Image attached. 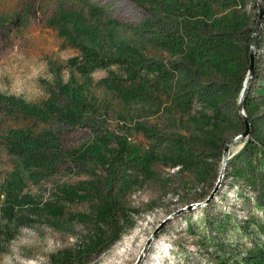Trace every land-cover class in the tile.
<instances>
[{
  "label": "rangeland",
  "instance_id": "374dc122",
  "mask_svg": "<svg viewBox=\"0 0 264 264\" xmlns=\"http://www.w3.org/2000/svg\"><path fill=\"white\" fill-rule=\"evenodd\" d=\"M258 3V75L242 72L238 88L210 60L218 45L202 46L186 20L214 39L218 19L238 20L244 48ZM243 97L249 134L221 176L226 142L245 130L231 111ZM251 133L264 147V0H0V264L64 252H75L68 264L248 263L247 248L264 244L252 227L264 217V159L237 178L232 158ZM109 198L112 226L94 216ZM224 215L251 229L221 241Z\"/></svg>",
  "mask_w": 264,
  "mask_h": 264
},
{
  "label": "trees",
  "instance_id": "16d2710c",
  "mask_svg": "<svg viewBox=\"0 0 264 264\" xmlns=\"http://www.w3.org/2000/svg\"><path fill=\"white\" fill-rule=\"evenodd\" d=\"M182 12L184 13V10L182 9ZM205 17L211 20L213 19V16L211 14H209L207 12V10L204 12ZM210 15V18H209ZM187 21V26H186V30H188L190 36L194 37L195 39H197L198 41H202L201 45L203 46V43L205 45V47L209 46H213L214 44L218 45L215 48L212 49H208L210 51H212L213 53L210 54V60L213 61L214 63H216V65L220 66L221 69L223 70V73H225V75L230 78L232 81H236L239 83L238 88H241V82H239V78L241 79V77H239V75H242V72H246L248 69V52H249V42H250V37L247 38L248 40L243 43V42H239L243 45H245L244 48L238 46L236 43V40L234 39L235 36H242L244 33L242 32L243 29V25L240 24V22L238 20H233L232 22L228 23L226 20H224V18H220L217 21V24L214 25L213 29H217L218 31V36H216L217 38L214 39V37H211L212 34L209 33L208 30H204V33L202 36L204 37H199V25L195 26L193 23L188 22ZM213 23L216 22L215 20L212 21ZM219 38V39H218ZM218 39V40H216ZM193 45H195V43H193ZM255 48H258V43H256ZM209 55V54H207ZM187 61L193 65H195L196 63H200L198 56L196 54L193 55H188L187 56ZM257 66H256V59H255V64H254V68H253V75L252 78L255 79L257 77ZM238 80V81H237ZM70 107L67 108H71L73 106H75L74 104H69ZM73 105V106H71ZM250 98L249 96L246 97L245 100V104H244V108H245V112H246V117L248 118L249 122H250V114H249V109L248 106H250ZM232 113H234V116L238 119V121H240L241 126L243 127V121L241 119V117L239 116L238 112H237V108L232 109L231 110ZM60 115H62V117L67 118V119H75V111H72L71 109H64V111L60 112ZM251 125V122H250ZM22 137L20 138V141H26L27 143H30V146H26L28 149H33L35 147H38L40 145V143H38V141L36 140H32L31 138H24L27 137L25 134H20ZM24 138V139H23ZM259 139L256 135H254L253 133L250 134L249 138L244 142L242 150L235 156H233L232 160L234 161H238L240 160L241 163V168L237 169L234 171L235 175L237 176V178H242V177H249L250 175H253L256 172V169L260 166V164L262 163V160L264 159V147H262L261 143H259ZM212 142H213V138H212ZM215 142V141H214ZM225 142V141H224ZM261 144V145H260ZM37 149V148H35ZM94 149H97V146H94ZM96 152H99L96 151ZM94 153V151H93ZM261 157V161L258 160ZM256 161V162H255ZM232 164L231 162L227 163V168H231ZM258 177V176H256ZM258 178L262 179L261 176H259ZM257 179V178H255ZM11 201V200H10ZM263 200H258V202H262ZM10 203V202H9ZM258 208H261V206H259L257 203L255 204ZM8 208V205H6ZM115 200H110L107 199L105 202L102 203V205L99 206V208L96 210L94 216L95 218H98L99 220H101L103 223L105 221V224H107L108 226H112L113 224L116 223V218L114 216V211H115ZM14 211L13 208H8V211ZM51 211V216L53 217H57L61 210L57 207L54 206L52 208ZM223 222L226 225V228H228V230H226L227 232L225 233L224 230H222V226L221 224H217L214 226V228L217 230V232L220 234L219 235V239L221 241H228L232 242L235 241L234 238L239 237L237 233H240L243 237L244 235V231H247L251 228H249L250 226L247 225L245 226V230H242L240 228V224L237 223L235 221V218L233 217H229L227 215H224V220ZM251 225V224H250ZM254 228H258V231L262 232V234H264V217H262L261 219H256L253 222V226ZM208 232H206L203 228L200 232L201 238L205 239L206 235ZM231 233V234H230ZM102 234V233H100ZM228 234L230 236H228ZM99 236V235H98ZM97 236V237H98ZM228 237H233V239H229ZM250 237L248 236V239ZM209 239V238H208ZM218 239V238H217ZM246 239V237H245ZM99 240V239H97ZM97 240L93 243L92 249H94L96 246H98V242ZM248 241V240H247ZM216 245L217 241L214 242ZM219 251L225 252L228 255V252L226 251V249L223 248V246L228 245L225 243H220L219 244ZM214 246V245H213ZM90 246H87V248H89ZM232 248H235V246H230ZM239 249V246H236ZM249 247V246H247ZM248 253H253L252 258L250 260H248L249 262L246 264H264V244H261L260 241H256L255 246H251L249 248H247L246 250ZM59 261L57 260H50V264H57L60 262V264H68L72 262V257L75 256V252H64L62 254L59 255ZM234 257L238 256V255H232ZM245 259V258H244ZM256 259L258 260L257 263H254L256 261ZM252 261V263L250 262ZM223 263V262H222ZM242 264V263H239Z\"/></svg>",
  "mask_w": 264,
  "mask_h": 264
},
{
  "label": "water",
  "instance_id": "95a60500",
  "mask_svg": "<svg viewBox=\"0 0 264 264\" xmlns=\"http://www.w3.org/2000/svg\"><path fill=\"white\" fill-rule=\"evenodd\" d=\"M258 8H259V15H258V19L256 21L254 30H253V34L250 40V46H249V67H248V76L250 79L253 75V68H254V49H255V44H256V37H257V33L260 29L261 23H262V19H263V10L262 7L260 6V4L258 3ZM246 89L243 91L245 93ZM244 95V94H243ZM243 102H244V97L242 98L241 102L239 103L238 106V113L239 115L243 118V122H244V127L245 130L243 133L239 134L238 136H236L234 139L226 142L225 146H224V152H223V161H222V167H221V176L222 173L227 165V160H228V153H229V146L231 144H233L234 142H236V140H243L245 138L248 137L249 134V123L246 119V117H244L242 115V110H243ZM221 176L219 178H221ZM207 202H205L203 205H205Z\"/></svg>",
  "mask_w": 264,
  "mask_h": 264
}]
</instances>
